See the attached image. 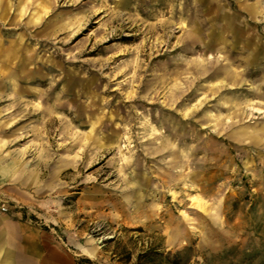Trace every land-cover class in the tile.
<instances>
[{
    "label": "rangeland",
    "instance_id": "374dc122",
    "mask_svg": "<svg viewBox=\"0 0 264 264\" xmlns=\"http://www.w3.org/2000/svg\"><path fill=\"white\" fill-rule=\"evenodd\" d=\"M9 48L0 220L25 260L264 264V0H0Z\"/></svg>",
    "mask_w": 264,
    "mask_h": 264
},
{
    "label": "crops",
    "instance_id": "0c3cea01",
    "mask_svg": "<svg viewBox=\"0 0 264 264\" xmlns=\"http://www.w3.org/2000/svg\"><path fill=\"white\" fill-rule=\"evenodd\" d=\"M250 8V7H249ZM48 33V31L46 32ZM25 57L24 54L20 55L17 51L13 52L10 48L0 53V58L4 59L5 68H17L13 64L11 58ZM24 69V67H22ZM1 168V167H0ZM10 224L0 220V264H40L39 261L34 262L29 257L25 260V250L18 248L13 244L14 235L12 229H9Z\"/></svg>",
    "mask_w": 264,
    "mask_h": 264
},
{
    "label": "trees",
    "instance_id": "16d2710c",
    "mask_svg": "<svg viewBox=\"0 0 264 264\" xmlns=\"http://www.w3.org/2000/svg\"><path fill=\"white\" fill-rule=\"evenodd\" d=\"M181 254L182 252L170 255L164 251L148 248L138 254L136 264H150L154 261H158L159 264H183L186 259H183Z\"/></svg>",
    "mask_w": 264,
    "mask_h": 264
},
{
    "label": "built area",
    "instance_id": "2783aa9c",
    "mask_svg": "<svg viewBox=\"0 0 264 264\" xmlns=\"http://www.w3.org/2000/svg\"><path fill=\"white\" fill-rule=\"evenodd\" d=\"M0 209H1L2 211H5V210H6V207L4 206V204L0 207Z\"/></svg>",
    "mask_w": 264,
    "mask_h": 264
}]
</instances>
